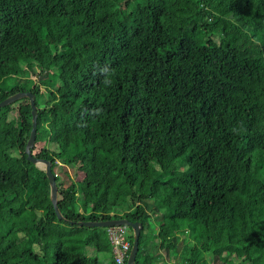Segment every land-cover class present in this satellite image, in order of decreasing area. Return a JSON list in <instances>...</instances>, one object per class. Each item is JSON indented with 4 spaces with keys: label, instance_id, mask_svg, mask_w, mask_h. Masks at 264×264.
<instances>
[{
    "label": "trees",
    "instance_id": "1",
    "mask_svg": "<svg viewBox=\"0 0 264 264\" xmlns=\"http://www.w3.org/2000/svg\"><path fill=\"white\" fill-rule=\"evenodd\" d=\"M19 92L63 220L28 99L0 108V264H116L77 225L114 219L142 225L135 264H264V0H0Z\"/></svg>",
    "mask_w": 264,
    "mask_h": 264
},
{
    "label": "water",
    "instance_id": "2",
    "mask_svg": "<svg viewBox=\"0 0 264 264\" xmlns=\"http://www.w3.org/2000/svg\"><path fill=\"white\" fill-rule=\"evenodd\" d=\"M28 99L30 109H31V131L25 147L26 159L28 162L32 163L35 167L40 169L45 173L48 180L50 189V201L53 206L54 212L58 220H63V216L60 213L58 207V187L55 179V175L51 170V162L35 157L33 154V147L35 145L36 138V126H37V108L35 106V96L30 92L15 93L10 97L6 98L0 102V108L8 106L18 100ZM79 227L85 228H109V227H125L130 228L132 231L133 242L132 246L126 260V264H135V258L139 249V236L142 230V225L140 223H132L127 219H114L109 221H88V222H77Z\"/></svg>",
    "mask_w": 264,
    "mask_h": 264
},
{
    "label": "built area",
    "instance_id": "3",
    "mask_svg": "<svg viewBox=\"0 0 264 264\" xmlns=\"http://www.w3.org/2000/svg\"><path fill=\"white\" fill-rule=\"evenodd\" d=\"M108 237L116 264H123L129 250V244L125 239V228L120 226L108 228Z\"/></svg>",
    "mask_w": 264,
    "mask_h": 264
},
{
    "label": "rangeland",
    "instance_id": "4",
    "mask_svg": "<svg viewBox=\"0 0 264 264\" xmlns=\"http://www.w3.org/2000/svg\"><path fill=\"white\" fill-rule=\"evenodd\" d=\"M37 80H39V77H37L36 78ZM43 83H48V77H44V80H43ZM41 144L40 145H37L36 147H34V151H33V154L35 155L36 153H38L39 152V150L41 149ZM18 164V162L17 161H13V165H17ZM58 168H57V173H63V172H66L67 170V167H65V165H62L61 163H58ZM68 178L69 179H71L72 177H71V175L69 174L68 175ZM59 194V193H58ZM58 199H59V197H58ZM121 227V226H120ZM109 228H111V227H109ZM123 228H125V227H123ZM107 229V236H108V228H106ZM129 232V230H128V228L126 229L125 228V239H126V233H128ZM43 237H47L46 235H44ZM108 239H109V237H108ZM126 241H127V239H126ZM110 242V241H109ZM128 242V241H127ZM128 244H129V250H128V252H127V255L125 256V258H124V260L126 261L127 260V258H128V255H129V252H130V249H131V246L132 245H130V243L128 242ZM149 247H151V248H153V252H156V253H160L161 252V247H160V243L158 242L156 245L155 244H152V242H150L149 243ZM163 253V252H162ZM103 255V257L105 256L104 254H102ZM172 259V258H171ZM207 260H209V257H207ZM164 262V260L162 261H159L158 263H154V264H164L163 263ZM168 261L166 260L165 261V263H167ZM210 263V262H209ZM126 264V263H125Z\"/></svg>",
    "mask_w": 264,
    "mask_h": 264
}]
</instances>
